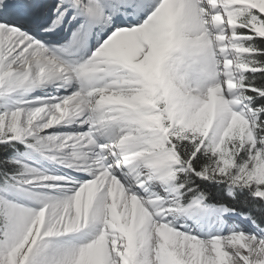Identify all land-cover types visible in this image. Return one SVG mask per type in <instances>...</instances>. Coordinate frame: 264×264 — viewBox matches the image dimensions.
Segmentation results:
<instances>
[{
  "label": "snow or ice",
  "instance_id": "6c2138e0",
  "mask_svg": "<svg viewBox=\"0 0 264 264\" xmlns=\"http://www.w3.org/2000/svg\"><path fill=\"white\" fill-rule=\"evenodd\" d=\"M0 264H264V0H0Z\"/></svg>",
  "mask_w": 264,
  "mask_h": 264
}]
</instances>
